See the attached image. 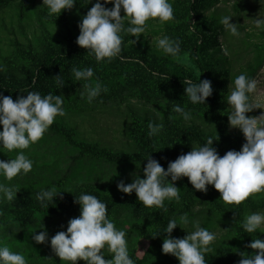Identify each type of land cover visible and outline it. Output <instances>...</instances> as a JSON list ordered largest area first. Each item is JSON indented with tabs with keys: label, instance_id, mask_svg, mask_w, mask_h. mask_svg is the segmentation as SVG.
Instances as JSON below:
<instances>
[{
	"label": "clouds",
	"instance_id": "1",
	"mask_svg": "<svg viewBox=\"0 0 264 264\" xmlns=\"http://www.w3.org/2000/svg\"><path fill=\"white\" fill-rule=\"evenodd\" d=\"M90 2V0H88ZM75 0H43L49 16L60 14L65 9H71ZM112 3L113 7L105 5ZM264 5V0H260ZM123 9L125 15H121ZM57 15V17H58ZM264 14L259 13L254 20L256 28H264ZM158 18L166 22L174 18V9L171 0H100L83 15L78 26L80 29L76 43L94 54L95 60L100 62L107 58L111 60L122 50L123 36L121 33L131 34L139 39L140 34H145L146 21ZM232 15L220 17V23L234 36L239 35L238 24L231 22ZM128 19L125 26L124 20ZM156 47L163 54L176 58L180 51V42L167 35L155 38ZM136 43V40H132ZM227 54V49H224ZM0 70H3L0 66ZM74 81H84L86 99L91 103L107 87L99 80L94 84L88 83L94 75L92 67L71 68ZM257 80L241 72L231 80L230 92L226 97L231 106L228 120L231 127H238L246 138L240 150H228L220 155L213 146L214 139L219 137L209 136L206 143L199 147L193 146L192 150L180 154L175 160L168 163L167 169L151 154L143 168V177L135 175L131 183L121 180L117 188L123 193H136L138 201L143 206L158 208L164 207L165 199L179 200V187L174 183L182 177H187L194 189L206 192L208 185L219 190L220 197L227 204H239L249 194L264 190V113L258 116H248L247 112L253 108H264V105L252 103L250 94L257 90ZM58 88L64 82L60 75H56ZM185 95L193 104L205 103L206 98L212 95V82L209 79H200L194 82L183 78ZM22 91V90H21ZM24 92V91H22ZM26 95H19L15 100L11 95L0 92V151H17L14 158L0 159V176L12 180L18 174H27L33 168L32 160L23 149L36 143L54 122L57 116L65 115L63 107L64 96L51 92L42 95L39 91H26ZM84 93L81 96L84 97ZM172 111L180 113L184 120L191 119V110H185L180 104H174ZM163 123H148V136L158 135L163 129ZM4 152V151H3ZM171 177L169 180L168 177ZM169 181L165 183V180ZM20 189L0 182V200L11 201ZM71 192V191H69ZM61 191L55 186L42 188L35 193L42 206L54 200ZM80 204V215L70 218L66 231H58L50 239L51 248L61 259L76 264L78 260L86 264H134L129 256L125 229H118L114 221L107 216V205L96 195L81 193L75 195V201ZM188 216L184 214L178 219H169L163 232L168 233L162 243L165 254H173L179 264H206L205 253L209 245L216 239V233L199 222H193V231H188L183 237H173L171 233L177 225L186 229ZM242 227L247 233L257 229L264 233V212H251L246 214ZM39 228H45L42 225ZM37 243L48 239L46 230L36 233L32 237ZM107 246L111 258L106 259L102 251ZM248 247L257 251L252 254L241 253L242 259L238 264H264V239H253ZM0 264H27L22 253L10 250L0 242Z\"/></svg>",
	"mask_w": 264,
	"mask_h": 264
},
{
	"label": "trees",
	"instance_id": "2",
	"mask_svg": "<svg viewBox=\"0 0 264 264\" xmlns=\"http://www.w3.org/2000/svg\"><path fill=\"white\" fill-rule=\"evenodd\" d=\"M2 1V0H0ZM197 1L190 0V11L194 13L197 10ZM192 28L190 45L193 47V59L199 66L202 75L200 79H209L212 81V73L208 69V63L200 55V50L205 45V36L198 28ZM92 67L94 75L88 83H95L97 80L107 87V91H102L100 96L96 97L91 103L86 99V90L83 87L84 81H74L72 79L71 68ZM62 71L64 75L60 78L64 82L63 87H55L56 73ZM154 69L149 64L132 62L123 59L121 56L113 57L111 60L105 58L100 62L95 60L94 54L87 52L84 47L72 49L68 52H50L43 61L33 67L28 75L23 78H9L0 76V92L4 95H11L15 100L19 95H26V91H39L42 95L49 92L55 93L62 90L64 96L65 114L69 112L79 114L89 113L96 107H107L109 102L124 99V90L138 91V95L143 97L146 102L144 106L155 109V103H158L157 97L164 95L169 97L171 104H167L165 117H158L156 110L148 112L150 115H142L147 118L136 116L130 110V116H133V126L129 128L127 137L122 149H114L107 145H102L97 141L88 140L80 137L79 131L72 128L61 118L57 116L54 122L49 126L44 135L28 148L23 149L31 153L33 147L38 151L46 149L47 153L42 158L35 160L34 166L38 161H43L42 167H47L54 171L57 178H50L51 182L38 183L32 179L29 174H18L12 180H6L0 176V182L12 185L20 190L13 200H0V242L6 244L10 250L22 253L25 256L27 264H70L69 261L61 260L52 250L50 239L58 231H66L70 218L80 215V204L75 201V195L79 196L82 192L96 195L98 199L107 205V216L114 221L115 226L119 227L121 221L131 218H124L123 210L136 211L139 216L142 215L146 206L138 201L135 191L131 194L123 193L117 188V184L123 180L125 183H131L135 175L143 177V168L147 163V156L151 154L159 163L167 169L168 163L175 160L180 154L192 150L193 146L199 147L206 143L200 134L188 135L189 129H184L175 123L172 119L184 121L180 113L172 111L174 104H180L185 110H191V116H200L212 111L210 109L214 104H193L185 95L183 78H188L184 74H163L158 72L155 78L152 75ZM51 78V81L48 78ZM189 79V78H188ZM198 82V79H192ZM51 83H50V82ZM47 83L49 85L47 86ZM24 92H22V91ZM84 93V97L81 93ZM122 97V98H121ZM155 97V101L150 102V98ZM122 107L123 102L116 104ZM163 118V119H161ZM163 123L164 127L156 136H148L147 123ZM166 122V123H164ZM166 124V126H165ZM168 124V126H167ZM199 126L200 130H204ZM2 129V125H0ZM167 129L169 133L167 132ZM246 142V138L224 140L223 142L213 141V146L220 150L221 147L226 150H240ZM47 147V148H46ZM4 151V152H3ZM0 151L2 157H14L17 151L8 152L6 149ZM221 151V150H220ZM226 153V152H224ZM45 154V153H42ZM220 155H224L219 152ZM33 166V167H34ZM42 173V172H41ZM46 175V174H44ZM46 177V176H45ZM62 177V178H61ZM61 178L60 180H57ZM84 178L87 180L84 181ZM170 180L171 177L169 176ZM90 180V181H89ZM167 179L165 183H168ZM180 189V199H165L164 207L158 208L155 205L146 209L155 208V233H149L147 238L143 231L140 237L144 240L149 239L150 245L143 252L139 249L128 250L129 256L134 260V264H148L155 251L156 246L162 245L163 240L169 234L163 232L170 217L187 214L188 221L193 226V222H199L202 227L211 231L213 225H218V218L222 215L240 216L243 208L231 212L230 208L225 206L223 201L209 199L208 197L198 199V190L194 189L188 178L182 177L174 182ZM55 186L57 191H61L54 200L48 201V206H42L35 199V193L42 188ZM210 189V185L209 188ZM71 191V192H69ZM259 196L262 194H258ZM198 201V202H196ZM201 203L200 205H197ZM173 208L170 212V208ZM178 211V212H177ZM173 212V213H172ZM114 213H119L114 220ZM220 216V217H219ZM149 218V217H148ZM42 223L45 228H39ZM46 230L48 239L45 242L37 243L32 237L36 233ZM187 234L180 225L174 228L171 236L183 237ZM144 241L141 242V244ZM209 249H214L210 244ZM209 250V251H210ZM142 252V255H140ZM160 252V251H159ZM105 258H111L112 253H104ZM161 254V252H160ZM158 256L165 264H179L176 256L170 254H161ZM156 257V258H158ZM76 264H86L84 260H78Z\"/></svg>",
	"mask_w": 264,
	"mask_h": 264
},
{
	"label": "rangeland",
	"instance_id": "3",
	"mask_svg": "<svg viewBox=\"0 0 264 264\" xmlns=\"http://www.w3.org/2000/svg\"><path fill=\"white\" fill-rule=\"evenodd\" d=\"M42 2L43 0L0 1V66L3 68L0 70V76L23 79L33 67L43 61L48 53H65L72 49L81 48L76 43L80 32L78 24L96 0H90V2L88 0H75L71 9H65L59 15L54 14L52 16L48 15L47 8L42 5ZM100 2L104 3V0H100ZM171 2L174 9L173 19L160 22L158 18H150L146 21L145 34L141 33L139 39L131 36V34L121 33L123 40L119 56L132 62L149 64L154 69L152 76L155 78L159 72L163 74L181 73L191 80L198 79L202 72L193 59V47L190 45V35L192 28H194L192 25H195V28H198L205 36V45L200 50V55L207 61L208 69L212 73L213 92L211 96L206 98L205 104L213 101L214 105L210 109H214L207 111L208 113L201 115V117L193 115L191 119H183L184 121H178L176 117L172 121L173 123L177 121L176 125L190 130L187 137L200 134L203 139H207L209 136H213L219 137L214 139L218 142L245 138L241 129L229 125L227 114L232 109L226 97L232 86L231 80L244 72L258 82L256 92L250 94L251 102L264 105V28L258 29L254 24L255 17L259 13L264 14V5L260 4V0H198L197 11L193 13L190 11V0H171ZM105 6L111 8L113 4L108 3ZM121 15H125L123 9H121ZM223 15H232L231 22L239 23L238 36L230 34L219 22ZM123 22L127 26L128 19ZM164 35L179 40L180 51L176 58L163 54L156 47L155 38ZM132 40H136V43H132ZM225 48L227 54L224 52ZM56 75L61 76L64 73L60 71L53 77L55 78ZM51 79L52 77L48 78L50 81ZM48 85L49 83H47ZM54 86L56 87L57 84L55 83ZM132 88L133 86L130 90L123 91V93L125 92L124 99L119 101L123 102L124 106L122 107H117L118 100H113L109 102L107 107H96L89 110V113L79 115L69 112L61 119L72 128L75 129L76 127L80 137L97 141L114 149H122L126 138H128L126 133L133 126L134 120L133 116H130L128 107L136 116L141 115V117L147 118L142 115H150L149 111L156 110V115L159 118L162 116L164 118L166 114L164 107L171 104L169 97L164 95L157 97L158 103H155V109L146 107L144 106L146 101L138 95V91H133ZM54 94L63 95V91H58L57 88ZM150 100V102L155 101V97L150 98ZM126 103L129 105L128 107H126ZM261 113H264V108L257 107L247 112L246 115L258 116ZM199 126H203L204 130H200ZM167 132L169 133L168 129ZM220 150L217 149L223 154L227 151L223 147ZM24 152L32 160L33 166L37 158H42L47 153L46 149L38 151L36 147H33L31 153ZM9 158L14 157L9 155L1 159L8 160ZM44 160L38 161L37 165L27 173L38 183L51 182L50 178H57L54 171L42 167L41 164ZM84 181L87 180L84 178ZM258 194L262 195L259 196ZM205 197L223 201L219 199V190L212 185L206 192L198 190V199ZM224 204L230 208L231 212L233 209L237 210L244 206L243 212L239 217L237 214H220L221 217L219 216L220 218L216 220L218 225H213L211 228V231L216 233V239L211 242L214 249L205 253L206 264H238V261L242 259L241 253L247 255L257 251L248 247L253 239H264V233H261L259 229L247 233L242 227L246 214L264 212V190L249 194L239 204H227L225 202ZM148 208L146 207L143 210L145 212L140 216L139 211H122L124 218L131 216L128 220L122 219L121 225L117 227L126 231L128 250L136 247V249L144 252L150 245V240L143 238H147L149 233H155V212L158 210L155 211V208H150L149 211H146ZM172 210L174 209L171 207L170 212ZM118 214L114 213V220ZM179 215L180 213L170 218L178 219ZM184 227L186 229H182L186 232L194 230L190 222ZM138 231L140 233L143 231L146 235L142 238ZM175 236L177 237V235ZM142 241L144 242L141 244ZM156 248L157 251L154 252L155 255L148 264H165L158 257L162 256L161 254L166 255L162 251V245L160 244ZM102 251L107 253V246ZM170 256L174 255L170 254Z\"/></svg>",
	"mask_w": 264,
	"mask_h": 264
}]
</instances>
